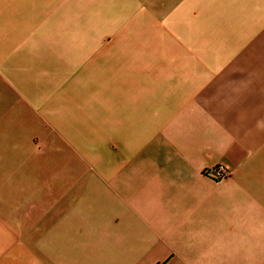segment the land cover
I'll return each instance as SVG.
<instances>
[{"label": "crops", "instance_id": "1", "mask_svg": "<svg viewBox=\"0 0 264 264\" xmlns=\"http://www.w3.org/2000/svg\"><path fill=\"white\" fill-rule=\"evenodd\" d=\"M4 1L0 228H62L64 264L68 249L95 259L116 242L127 254L136 241L145 248L127 263L226 264L223 237L212 249L201 228H228L229 213L246 205L264 228V0H58L41 16L21 0ZM96 5L143 40L130 51L142 65L127 70L160 72L168 57L175 76L187 78L128 86V97L112 98L109 115L51 99L61 82L33 83V68L17 57L46 50L49 36L58 39L53 50L99 57L108 49L102 41L123 36L117 29L100 37L97 13L82 16ZM229 21L242 24L240 32L219 36L225 50L206 51L204 39L216 36L197 33V25ZM220 164L231 180L203 175ZM92 181L104 190L84 189Z\"/></svg>", "mask_w": 264, "mask_h": 264}, {"label": "rangeland", "instance_id": "2", "mask_svg": "<svg viewBox=\"0 0 264 264\" xmlns=\"http://www.w3.org/2000/svg\"><path fill=\"white\" fill-rule=\"evenodd\" d=\"M4 2L10 4L14 0H5ZM57 2L58 0H21V3L30 6L37 16H41L45 8L49 10L51 8L54 11V8L58 6ZM83 11L86 15L82 14V16L86 19L93 17V12L97 13L96 19L99 18L101 24L96 27L100 29L101 38L115 33L117 29L123 37L119 40L113 38L110 41L101 40L105 48L108 49L102 52L99 57L86 55L77 50L70 53L58 49L53 50L51 43L58 39L52 36L45 38L48 43L46 50L35 47V51L31 55L27 52L28 50L18 55L16 62L18 65L33 68L31 78L33 83L42 86L43 83L61 82V87L55 88L56 91L51 99L71 100L75 107L83 103L78 108L79 112L84 107L88 113L96 112V114L109 115L112 98L115 96L128 97V86L136 87L142 81L170 82L187 78V74H182L181 78L175 76L176 73L171 69L173 62L168 57L161 63L162 71L160 72L143 73L127 70L142 65L141 54H133L130 51L131 49L135 50L136 46H141L143 40L129 36L125 24L113 23L111 10L104 5L85 8ZM87 25L85 32L91 33L90 26ZM241 25L233 21L201 23L197 25L196 32L216 36L213 43H207L209 39H204L203 46L206 51L220 52L226 47L219 36L224 33H238ZM48 27L51 34H56L53 32V25ZM89 48L87 46V49ZM157 58L159 59L158 56L150 57L151 68L156 67L153 64H157ZM213 58V66H215L219 62L217 60L219 58L215 56ZM0 109H2L0 114L6 113L4 104L0 105ZM93 187L104 190L96 181L88 183L84 189L91 192ZM94 203L93 199V203L90 205L91 213H94ZM230 203H233V198L230 199ZM86 204L87 202L81 201L78 205L83 209ZM247 208L246 205L244 211L239 214L233 211L229 213L226 217L228 228H201L199 231L200 238L211 243L212 249L214 245L221 244L223 237L226 264H260L264 261V228L263 226L259 228L260 217L250 213ZM62 237V228H0V264H64ZM143 245L144 243L140 241L133 242L127 248V254H120L119 244L116 242L110 245L111 247L102 249L95 259L90 256L80 259L78 249H68L70 264H133L125 262V259L128 256L140 257L142 249L145 248ZM73 247L77 248L74 245L71 248Z\"/></svg>", "mask_w": 264, "mask_h": 264}, {"label": "built area", "instance_id": "3", "mask_svg": "<svg viewBox=\"0 0 264 264\" xmlns=\"http://www.w3.org/2000/svg\"><path fill=\"white\" fill-rule=\"evenodd\" d=\"M203 175L207 178H210L215 183H222L231 180L234 174L233 171H231L225 165L220 164L205 170Z\"/></svg>", "mask_w": 264, "mask_h": 264}]
</instances>
